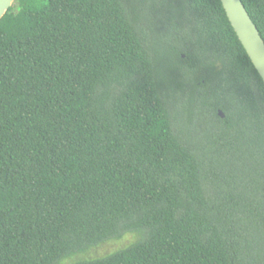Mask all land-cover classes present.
<instances>
[{
    "label": "trees",
    "instance_id": "obj_1",
    "mask_svg": "<svg viewBox=\"0 0 264 264\" xmlns=\"http://www.w3.org/2000/svg\"><path fill=\"white\" fill-rule=\"evenodd\" d=\"M0 264H264V84L220 0H15Z\"/></svg>",
    "mask_w": 264,
    "mask_h": 264
},
{
    "label": "water",
    "instance_id": "obj_2",
    "mask_svg": "<svg viewBox=\"0 0 264 264\" xmlns=\"http://www.w3.org/2000/svg\"><path fill=\"white\" fill-rule=\"evenodd\" d=\"M15 0H0V20L12 7ZM226 17L245 50L258 76L264 84V42L251 21L241 0H220ZM220 117H223L219 111Z\"/></svg>",
    "mask_w": 264,
    "mask_h": 264
},
{
    "label": "rangeland",
    "instance_id": "obj_3",
    "mask_svg": "<svg viewBox=\"0 0 264 264\" xmlns=\"http://www.w3.org/2000/svg\"><path fill=\"white\" fill-rule=\"evenodd\" d=\"M133 241V237L131 236H127L126 238H124L121 241L118 242H113L107 245L102 246L101 248H99L98 250L95 251H91L90 253V257H100L103 256L104 254L110 253L116 249H120L126 245H128L129 243H131Z\"/></svg>",
    "mask_w": 264,
    "mask_h": 264
}]
</instances>
